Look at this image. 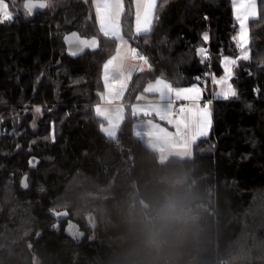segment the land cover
Here are the masks:
<instances>
[{
    "label": "trees",
    "instance_id": "trees-1",
    "mask_svg": "<svg viewBox=\"0 0 264 264\" xmlns=\"http://www.w3.org/2000/svg\"><path fill=\"white\" fill-rule=\"evenodd\" d=\"M133 1L123 33L151 69L132 76L113 139L95 106L117 43L100 33L94 0H48L31 15L11 0L14 19L0 23V264H264V4L249 20L250 59L233 67L237 96L214 99L193 156L161 160L136 135L132 103L158 77L209 87L207 74L239 54V24L233 0H157L145 38L134 32ZM73 30L99 47L71 57Z\"/></svg>",
    "mask_w": 264,
    "mask_h": 264
},
{
    "label": "snow or ice",
    "instance_id": "snow-or-ice-1",
    "mask_svg": "<svg viewBox=\"0 0 264 264\" xmlns=\"http://www.w3.org/2000/svg\"><path fill=\"white\" fill-rule=\"evenodd\" d=\"M11 0H0V23L11 22L14 19L13 12L15 9H10ZM95 12L99 24V31L107 40H111L118 44L115 55H113L103 66V83L106 92L101 95L102 100L107 104H113L123 100L125 92L128 88V82L132 78L133 72H144L145 66L148 70L151 65L148 58L140 54L136 48L128 45V40L125 39L122 31V17L125 15V0H94ZM235 19L239 23V31L232 39L236 47L240 50V55L237 58L224 57L223 68L225 75L222 78L216 79L213 77V82L221 86V91L217 95L223 99L236 97L237 92L230 83L233 77V67L237 65L238 60H249V19L258 16L257 0H233ZM264 4V0H261ZM134 32L136 35L145 38L151 33L154 23V16L157 12V0H134ZM27 15H31L36 9H44L48 7V0H25L23 5ZM158 19V17H156ZM132 39V37H129ZM209 36L203 34V40L207 41ZM66 42L70 45V54L77 56L85 49L95 50L99 47L97 39L91 40L82 39L76 33H72L66 37ZM200 56L203 59L208 58V51L201 47L198 49ZM128 60L139 61L138 64L128 66L125 70V62ZM199 79V77H197ZM146 93H154L159 97V102L146 105H133L131 114L133 116L143 115L145 117L154 115L160 121L171 125L174 128V135L183 138L184 141L196 144L200 137H206L212 125L210 107L205 104L201 106L199 101L202 96V88L193 85L187 88H176L172 83L157 79L154 83H149L143 90ZM137 100H144L143 95L136 97ZM191 101V105L180 106L178 111H173L176 101ZM37 113L41 109H35ZM95 114L98 117L107 121L108 126L101 125V130L109 138L117 136V130L124 119V107L122 103H117V106L112 110L96 106ZM174 117H176L174 119ZM156 126L157 123L152 120H147L139 126L136 135L143 137L145 135V127ZM160 128L167 129L159 124ZM54 139V137H53ZM35 166L34 162H30ZM27 177L23 178L22 186L28 187ZM57 216L67 215L64 213H54ZM71 234L79 238L80 233L73 230V226L68 229Z\"/></svg>",
    "mask_w": 264,
    "mask_h": 264
},
{
    "label": "crops",
    "instance_id": "crops-1",
    "mask_svg": "<svg viewBox=\"0 0 264 264\" xmlns=\"http://www.w3.org/2000/svg\"><path fill=\"white\" fill-rule=\"evenodd\" d=\"M113 55H115V53ZM138 63H140V62L139 61H133V60L126 61L125 62V70L127 71L128 66L133 65V64H138ZM145 68H147V66H145ZM135 73L136 72H133L132 76ZM207 75L211 76L210 73H208ZM130 81L128 82V86H129ZM193 85H197V86L202 88V96H201V100L199 101L201 106H204L206 103H210V102L213 104L214 99H217V97H215L214 94H212L211 92H208L206 90V87L204 86L203 83H199L198 82L197 84L193 83V84L188 85V86H180V87L174 86V85L173 86L176 87V88H187V87H191ZM105 92H106V89H104V91L101 94H103ZM126 92H125V94H126ZM205 93H208L209 96L205 95ZM142 95L145 97V99L144 100H136V101H134L132 103V105H137V104L146 105L149 102H151V103L159 102V100L156 99V96H155L154 93H145V94H142ZM117 103H122L123 104L124 116H125V111H126L125 95H124V98H123L122 101L116 102V103H113V104H107L101 98L100 101L96 104V106H101L102 108H107L109 110H112L113 108H115L117 106ZM177 104H179V107L183 106V105H189L190 106L191 105V101H183V100L176 101L174 107ZM96 106H95V108H96ZM173 111L175 112L174 109H173ZM175 118L176 117H174V119ZM147 120H152L153 122L157 123V125L156 126L149 125L148 127H145V135L142 138L144 139V141H145V143L147 145H149L152 148L157 149L160 154L164 152L166 154V156L169 155L168 157H170V156H173V155H182L186 151H189V150L193 149V145L191 143H189L187 141H184L183 138H181V137H179L177 135H174L172 133L175 130L171 129L172 128L171 125H165L163 123H160L158 121L157 117H151V116L145 117L143 115H137V119H136V121L134 123L135 132L138 130L139 126L142 125V123L144 121H147ZM211 120H212V114H211ZM159 124L161 126L167 128V129L160 128ZM103 126L104 127L108 126L107 121L105 122V124ZM210 129H209V132H210ZM117 132H118V130H117Z\"/></svg>",
    "mask_w": 264,
    "mask_h": 264
},
{
    "label": "rangeland",
    "instance_id": "rangeland-1",
    "mask_svg": "<svg viewBox=\"0 0 264 264\" xmlns=\"http://www.w3.org/2000/svg\"><path fill=\"white\" fill-rule=\"evenodd\" d=\"M133 4H134V1H133ZM233 6H234V3H233ZM134 12H135V6H134ZM257 12H258V9H257ZM235 13V12H234ZM250 20V19H249ZM239 24V23H238ZM248 30H249V22H248ZM122 31H123V28H122ZM238 31H239V28H238ZM124 34V33H123ZM124 37H125V35H124ZM125 39L126 40H128V45H125V47H128L129 45L132 47V48H136V46L132 43V41L131 40H129L128 38H126L125 37ZM117 47H118V44H117ZM137 49V48H136ZM248 49H249V54H250V47H249V44H248ZM116 52V51H115ZM240 55V50H239V54L237 55V56H231V55H227V57H231V58H237L238 56ZM224 57H226V56H224ZM223 57V58H224ZM222 61H223V59H222ZM225 75V72H224V68H223V71L220 73V74H216V73H212L211 74V76H210V85H209V87H207L206 88V90L208 91V92H211L212 94H214V96L215 97H217V98H221V97H219L218 95H217V93H219L220 91H221V86H219V85H217V84H215L214 82H213V77L214 78H216V79H219V78H222L223 76ZM157 79H164V80H166V81H168V82H170L169 80H167V79H165V78H156V79H153V80H150V81H148L147 82V84H146V86H145V88L147 87V85L149 84V83H154ZM171 83V82H170ZM198 83V82H197ZM196 83V84H197ZM230 83L232 84V81H230ZM232 86H233V84H232ZM178 87H180V86H178ZM234 88V87H233ZM155 96H156V99L157 100H159V97H158V95L157 94H155ZM209 107H210V110H211V114H212V103L210 102V103H206ZM133 106V105H132ZM151 117H156V116H154V115H151ZM160 123H163V124H165V125H168V124H166L164 121H160V120H158ZM172 130H174V128L172 127L171 128ZM193 154H194V150L193 149H191V150H189V151H186L185 153H183L182 155H180V156H183V157H191V156H193ZM169 156V155H168ZM168 156H166V154L163 152V153H161L160 154V158H161V160H166V159H168ZM57 213H64V212H57ZM63 216H65V215H60L59 217H63ZM73 226V230L74 231H77L78 233H80L81 234V230L78 228V226H77V224L75 223V222H73V221H69L68 223H67V226H66V228H67V230L69 229V226ZM69 231V230H68ZM69 233H71L70 231H69ZM80 236V235H79Z\"/></svg>",
    "mask_w": 264,
    "mask_h": 264
},
{
    "label": "water",
    "instance_id": "water-1",
    "mask_svg": "<svg viewBox=\"0 0 264 264\" xmlns=\"http://www.w3.org/2000/svg\"><path fill=\"white\" fill-rule=\"evenodd\" d=\"M38 10H40V9H36V10H34L33 12H36V11H38ZM72 33H76L80 38H82V39H88V40H91V39H93V38H95V39H97V41L99 42V38L97 37V36H92V37H86V36H83V35H81L77 30H73V31H70V32H68V33H66V35L64 36V40H65V43H66V46H67V48H66V51H67V53L71 56V57H78V56H81L82 54H84L87 50H90V49H85L82 53H80L79 55H77V56H72L71 54H70V45L66 42V37H68V36H70ZM99 44H100V42H99ZM201 48V47H200ZM199 48V49H200ZM199 56H200V54H199ZM200 58H201V60L204 62V61H206V59H203L201 56H200ZM199 81H201L200 79H198ZM205 83V82H204ZM24 177H27L28 178V175L27 174H25L23 177H22V181H23V178ZM27 182V184H28V181H26Z\"/></svg>",
    "mask_w": 264,
    "mask_h": 264
},
{
    "label": "clouds",
    "instance_id": "clouds-1",
    "mask_svg": "<svg viewBox=\"0 0 264 264\" xmlns=\"http://www.w3.org/2000/svg\"><path fill=\"white\" fill-rule=\"evenodd\" d=\"M170 211L171 209L168 207H164L160 210L159 219L164 222L170 219Z\"/></svg>",
    "mask_w": 264,
    "mask_h": 264
},
{
    "label": "built area",
    "instance_id": "built-area-1",
    "mask_svg": "<svg viewBox=\"0 0 264 264\" xmlns=\"http://www.w3.org/2000/svg\"><path fill=\"white\" fill-rule=\"evenodd\" d=\"M134 43H138V39H134ZM139 53H140V51L139 50H137ZM141 54V53H140ZM178 109H179V104H177L175 107H174V110L175 111H178Z\"/></svg>",
    "mask_w": 264,
    "mask_h": 264
}]
</instances>
